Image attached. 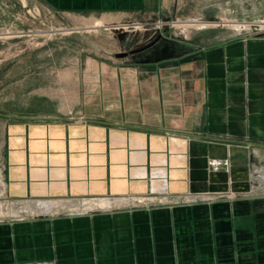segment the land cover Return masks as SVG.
Instances as JSON below:
<instances>
[{
  "label": "crops",
  "instance_id": "0c3cea01",
  "mask_svg": "<svg viewBox=\"0 0 264 264\" xmlns=\"http://www.w3.org/2000/svg\"><path fill=\"white\" fill-rule=\"evenodd\" d=\"M46 1L98 13L102 25L184 11L183 0ZM260 34L229 29L174 58L117 61L76 101L7 119L5 201L116 207L1 217L0 264H264V196L246 194L264 174ZM196 194L211 198L179 201Z\"/></svg>",
  "mask_w": 264,
  "mask_h": 264
},
{
  "label": "rangeland",
  "instance_id": "374dc122",
  "mask_svg": "<svg viewBox=\"0 0 264 264\" xmlns=\"http://www.w3.org/2000/svg\"><path fill=\"white\" fill-rule=\"evenodd\" d=\"M183 3L178 15L94 27L98 13L57 9L46 0H0V151L7 119L76 101L117 61L141 65L174 58L221 31L241 28L257 34L254 29L264 27V0ZM190 20L209 25H183ZM0 203L9 212L0 218L20 213L1 191Z\"/></svg>",
  "mask_w": 264,
  "mask_h": 264
},
{
  "label": "built area",
  "instance_id": "2783aa9c",
  "mask_svg": "<svg viewBox=\"0 0 264 264\" xmlns=\"http://www.w3.org/2000/svg\"><path fill=\"white\" fill-rule=\"evenodd\" d=\"M259 28L256 30L254 29L253 32L260 33L264 28L263 25H259ZM256 180L250 181V192L246 193L248 195L253 196H264V174H257L255 176ZM211 197L207 195L202 194H196V195H189V196H181L179 197L180 202H196V201H202L206 199H210ZM100 200H108L110 201V204L106 207H102L98 205V201ZM121 201H125L128 205L131 206H141L148 203V200L141 197H122L119 199ZM25 202L28 204L32 203L35 206L33 207H25ZM89 203L92 204V207H89ZM20 210L18 215L10 217V219H16V220H25L27 218H36V217H48V216H55L59 214H83V213H91L94 211H101V210H109L116 207V205L113 203V201L106 199V198H98V197H92V198H83L78 201L77 204L72 206H66L65 203L61 201H55L52 199H37L33 201H23L19 203ZM24 208V209H23Z\"/></svg>",
  "mask_w": 264,
  "mask_h": 264
},
{
  "label": "bare ground",
  "instance_id": "6f19581e",
  "mask_svg": "<svg viewBox=\"0 0 264 264\" xmlns=\"http://www.w3.org/2000/svg\"><path fill=\"white\" fill-rule=\"evenodd\" d=\"M216 21H218V20H216ZM215 24H217V23H214L212 25H215ZM99 25H102V22L100 20H98L97 23H96V26H99ZM180 25H182V24H180ZM183 25L186 26V27H189V26L204 27V26L209 25V24L206 23L204 20L203 21H200V20H190V22L185 23ZM232 25L233 26H236V27L237 26H240V27L241 26H247L246 24H239V23H232ZM253 26L254 27H257V25H253ZM89 204H90L89 207H92V204L91 203H89ZM97 204L100 205V206H102V207H106V206H108L110 204V201H108V200H100V201H98ZM7 213H9V212L0 203V215H5Z\"/></svg>",
  "mask_w": 264,
  "mask_h": 264
},
{
  "label": "water",
  "instance_id": "95a60500",
  "mask_svg": "<svg viewBox=\"0 0 264 264\" xmlns=\"http://www.w3.org/2000/svg\"><path fill=\"white\" fill-rule=\"evenodd\" d=\"M260 35H264V33L260 34Z\"/></svg>",
  "mask_w": 264,
  "mask_h": 264
}]
</instances>
